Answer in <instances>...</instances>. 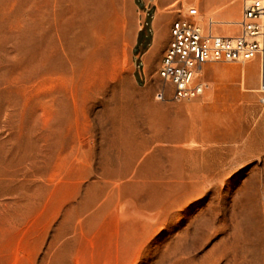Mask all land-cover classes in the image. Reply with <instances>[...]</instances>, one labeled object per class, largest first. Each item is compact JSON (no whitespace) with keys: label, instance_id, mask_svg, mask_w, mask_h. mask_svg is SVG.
<instances>
[{"label":"rangeland","instance_id":"obj_1","mask_svg":"<svg viewBox=\"0 0 264 264\" xmlns=\"http://www.w3.org/2000/svg\"><path fill=\"white\" fill-rule=\"evenodd\" d=\"M240 4L166 11L234 34ZM139 18L134 0H0V264H264L259 60L159 101L157 75L134 80Z\"/></svg>","mask_w":264,"mask_h":264},{"label":"built area","instance_id":"obj_2","mask_svg":"<svg viewBox=\"0 0 264 264\" xmlns=\"http://www.w3.org/2000/svg\"><path fill=\"white\" fill-rule=\"evenodd\" d=\"M215 25L213 18L201 20L200 8L192 5L172 20L157 70V100L185 101L201 96L209 87L203 75V66L209 62L244 63L257 58L260 85L264 86V0H242L237 33H217Z\"/></svg>","mask_w":264,"mask_h":264},{"label":"crops","instance_id":"obj_3","mask_svg":"<svg viewBox=\"0 0 264 264\" xmlns=\"http://www.w3.org/2000/svg\"><path fill=\"white\" fill-rule=\"evenodd\" d=\"M177 1L134 0L136 6L140 10L138 27L132 40V55L135 59V64L133 66V75L137 86L150 85L147 84L150 81V78L157 75V70L160 67L164 51L168 44L171 23L175 18V15L170 13L169 11H166V9L170 5L175 6ZM212 14H215V12L212 11ZM241 14L242 0L240 4L239 18L237 19L238 22L241 19ZM221 15L219 16H221V18L223 19L218 20L236 21L231 20L230 17L225 13H222ZM238 22L237 24H233L237 26V32L239 30ZM216 32L224 35H233L219 32L217 29ZM230 64H232L233 66H240L242 63L209 62L205 64L203 66V75L208 84H211L210 82L212 81L209 76L212 77L213 74L216 82H220L222 80H230L228 76H226V74H224L223 72V68L230 66ZM210 68H212V71L210 70ZM257 74L259 75V70ZM240 79V74H238L234 80L230 81H239Z\"/></svg>","mask_w":264,"mask_h":264},{"label":"bare ground","instance_id":"obj_4","mask_svg":"<svg viewBox=\"0 0 264 264\" xmlns=\"http://www.w3.org/2000/svg\"><path fill=\"white\" fill-rule=\"evenodd\" d=\"M235 24H237V22H235ZM242 69H243V75H244V74H245V66H243ZM259 90H260V91H261V90L264 91V86H261V85H260Z\"/></svg>","mask_w":264,"mask_h":264}]
</instances>
